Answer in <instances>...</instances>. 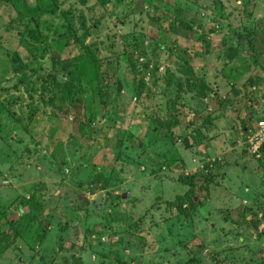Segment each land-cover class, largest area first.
<instances>
[{
    "label": "rangeland",
    "instance_id": "1",
    "mask_svg": "<svg viewBox=\"0 0 264 264\" xmlns=\"http://www.w3.org/2000/svg\"><path fill=\"white\" fill-rule=\"evenodd\" d=\"M262 122L264 0H0V264H264Z\"/></svg>",
    "mask_w": 264,
    "mask_h": 264
},
{
    "label": "trees",
    "instance_id": "2",
    "mask_svg": "<svg viewBox=\"0 0 264 264\" xmlns=\"http://www.w3.org/2000/svg\"><path fill=\"white\" fill-rule=\"evenodd\" d=\"M259 150H260L261 152H264V142L260 145ZM255 152H256V151H252L251 154H254Z\"/></svg>",
    "mask_w": 264,
    "mask_h": 264
},
{
    "label": "built area",
    "instance_id": "3",
    "mask_svg": "<svg viewBox=\"0 0 264 264\" xmlns=\"http://www.w3.org/2000/svg\"><path fill=\"white\" fill-rule=\"evenodd\" d=\"M260 124H261V123H260ZM261 125H262V128H264V122H262V124H261ZM253 151H256V150H253Z\"/></svg>",
    "mask_w": 264,
    "mask_h": 264
},
{
    "label": "clouds",
    "instance_id": "4",
    "mask_svg": "<svg viewBox=\"0 0 264 264\" xmlns=\"http://www.w3.org/2000/svg\"><path fill=\"white\" fill-rule=\"evenodd\" d=\"M263 142H264V141H263ZM263 142H262V143H263ZM262 143H260V145H261ZM260 145H259V148H260Z\"/></svg>",
    "mask_w": 264,
    "mask_h": 264
}]
</instances>
